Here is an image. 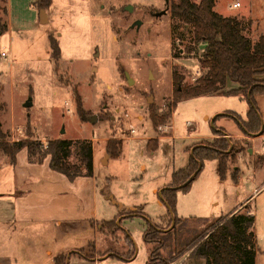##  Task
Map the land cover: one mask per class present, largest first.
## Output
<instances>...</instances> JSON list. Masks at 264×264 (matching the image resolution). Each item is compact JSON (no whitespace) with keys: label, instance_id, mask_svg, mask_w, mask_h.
Returning a JSON list of instances; mask_svg holds the SVG:
<instances>
[{"label":"rangeland","instance_id":"1","mask_svg":"<svg viewBox=\"0 0 264 264\" xmlns=\"http://www.w3.org/2000/svg\"><path fill=\"white\" fill-rule=\"evenodd\" d=\"M171 1L51 0L44 9L43 21L40 9L37 12L40 21L32 27L25 0H13L11 29L4 31L8 21L7 4L6 0H0V122L7 133L5 141L13 143L30 136L46 147L51 139L69 138L75 142L96 138L93 142L95 174L104 192L121 190L122 185L130 193L135 189L148 190L149 197L153 198L149 206L154 202L157 205V196L151 193L154 180L167 173V182L171 181L167 164L170 162L171 168L173 156L174 159L189 156L185 151L188 140L185 142L179 137L161 140L160 149L152 154L146 150V138L153 130L171 135L159 127L170 126L168 120L174 108L172 66L177 64L184 68L187 84H193L201 75V71L197 72L200 65L196 57L174 58ZM236 2L240 3L239 7H233ZM214 10L243 20L246 34L253 41L264 35V0H217ZM162 11L166 13L156 15ZM138 20L142 21L141 26H133ZM50 39L56 46L54 52ZM2 51L10 54L11 62L1 56ZM127 75L132 79L130 83ZM230 87L237 85L232 83ZM29 100L31 105L25 106ZM78 106L84 111L83 116L77 113ZM216 108L232 110L245 118L248 103L223 92L181 101L173 111V135L203 133L207 125L203 113L211 115ZM93 116L96 118L91 121ZM154 116L159 120L156 123L152 121ZM228 118L225 119L230 121ZM17 128L23 130L24 135H19ZM131 128H135L136 133L128 138ZM112 135L122 140L124 147L122 155L106 165L102 160L106 157L103 139ZM261 148L260 156L255 159L260 163L261 158L262 163L255 176V160L250 153L246 152L241 160L243 173L238 187L231 176L221 185L216 162H204L192 189L179 194V203L188 217L183 225L177 226L176 247L184 244L188 232L194 230L192 236H197L219 218L228 216L230 207L235 204L239 207L246 194L258 187L251 199L252 209L244 206L241 212L251 211L254 216L256 264H264V145ZM0 154H4L1 149ZM75 160L72 153L70 161ZM143 164L147 165L145 172L141 168ZM108 173H116L120 178L127 173L134 174L137 179L129 183L122 179L111 186L105 182ZM211 212H217L216 219L196 220L199 215ZM145 227L143 219L125 218L114 236L100 235L98 246L103 255L100 264H146L151 245L144 241ZM128 236L131 245L126 241ZM164 238L165 248L154 254L151 264H163L174 256L173 234ZM105 247L114 249L115 255L108 256L103 251ZM65 253L67 264H94L77 254L70 255V251Z\"/></svg>","mask_w":264,"mask_h":264},{"label":"crops","instance_id":"2","mask_svg":"<svg viewBox=\"0 0 264 264\" xmlns=\"http://www.w3.org/2000/svg\"><path fill=\"white\" fill-rule=\"evenodd\" d=\"M35 1L25 0V5L31 16L32 27L40 21V17L37 16L40 8L35 4ZM6 4L5 16L8 21L4 24V31H9L11 29L14 3L13 0H6ZM238 97L240 100H246L240 96ZM254 100L262 126V130L258 133L248 132L243 125V122L247 120L249 111V103L246 100L248 109L244 110L245 118L232 110L216 108L211 115L203 113L204 120L207 122V125L203 128V133L191 134L187 132L176 137L173 135V130H175L173 111L176 110L180 102L174 106L168 120L172 128L164 131V133L171 132V135L165 136L162 132L158 134V130H153L154 133L146 138V150L155 154L160 149L161 140H175L179 137L185 142L188 140L185 151L189 156L183 155L182 159H174L173 156V159H170L171 168L170 162L167 164L170 182H167V173L164 177L154 180L151 193L157 196V205L154 202V205L149 206L148 202L153 198L149 197L148 190L135 189L130 193L122 185L121 190L112 189L109 193L104 192L95 174L97 163L93 142L96 141V138L93 137L86 138L91 141L93 147L92 176L82 175L69 179L65 174L50 167V156L44 157L40 163L31 162L26 148L18 151L14 160L8 155L0 154V264H55V258L62 255L66 256L65 252L67 251H70V255L84 251L90 255V258L87 259L94 261V264H100L101 259H103L98 246L100 235L114 236L117 231L116 229L114 233H107L102 230V222L116 218L118 219L117 223H121L125 218L143 219L146 222L145 230L148 222L151 221L154 225L162 226L161 229L164 227V235L168 236L169 232L172 231L174 221L168 227L172 217L162 191L171 184L173 172L187 166L196 145L202 141H213L216 138H224L230 143V159L227 161L223 176L220 175V162L218 159L206 160L216 162L217 175L221 185L227 182L230 176L236 182L237 187L240 185V174L243 173L240 162L244 160L246 152H249V156L251 155V158L255 160L253 176L256 175L262 159L260 158V163H257L258 159L255 158L260 156L261 146L264 145V93L255 95ZM225 118L230 119V121ZM186 124L191 125L189 121ZM159 128V130L163 129L161 126ZM130 136L132 135L129 134L128 138H131ZM113 138L115 137L112 135L103 139L106 157L102 160L103 162L105 160L104 164L106 165L109 164L111 159L119 158L122 155L121 153L119 157H114L107 152L106 143ZM68 140L71 139L68 138ZM232 143H235V145H232ZM235 156L236 160L234 161ZM176 161L178 162L177 165L175 164ZM204 164L197 178L201 175ZM146 167V164L141 165L144 172L147 170ZM122 179H127L129 183L134 182L137 177L134 174L127 173L125 177L120 178L116 173H108L105 182L113 186L116 181H122ZM192 185L190 189H192ZM257 192L258 187H254L252 193L246 194L243 203L239 207L238 204H235V206L229 208L227 213L231 215L241 212L244 206L248 210L252 209L251 199ZM180 193L182 192L179 191L177 194L176 213L177 217L182 220L180 224L183 225L188 214L184 212L181 203H179ZM132 212L138 214L129 216V213ZM216 215H218L217 212H211L207 215H199L196 220H199L198 222H205L209 219L214 220L217 218ZM194 233V230L190 231V234L188 232L184 239L187 240V238L195 235ZM126 241L131 245V239ZM104 250L108 256L115 255L116 252L112 248L105 247ZM182 250L183 244H180L179 247H176L175 244L174 256L170 257L167 261L168 264H205L204 259L189 256L192 249L183 250L182 253L177 254ZM80 257L86 258L84 256Z\"/></svg>","mask_w":264,"mask_h":264},{"label":"trees","instance_id":"3","mask_svg":"<svg viewBox=\"0 0 264 264\" xmlns=\"http://www.w3.org/2000/svg\"><path fill=\"white\" fill-rule=\"evenodd\" d=\"M216 2L217 0L171 1L174 58L194 56L198 59L201 70V75L195 82L187 84L184 68L177 64L172 66L173 103L175 106L183 100L219 92L240 96L249 103L247 120L243 125L248 132L258 133L262 126L254 97L264 93V35L253 41L246 34V23L237 17L223 16L216 12ZM50 3L51 0L35 1L40 9L47 8ZM50 47L52 52L56 50L51 39ZM232 83L237 87L231 88ZM77 113L80 116L85 114L79 106ZM152 121L156 123L159 120L154 116ZM6 136L7 133L2 130L0 122V149L12 160L18 151L26 148L31 162L40 163L44 157L50 156V167L65 174L69 179L93 174V147L89 140L73 142L61 138L51 139L44 147L42 142L30 136L13 143L5 141ZM204 142L194 147L187 166L174 171L171 184L162 191L172 217L168 227L174 221L168 236L173 234L175 241L177 226L182 222L176 213L178 192L190 190L206 160H219L221 176L226 169L230 143L224 138H216L210 144ZM122 147V140L113 138L106 143L107 152L114 157L120 156ZM72 153L75 154V162L70 161ZM136 214L138 213L132 212L129 216ZM117 220L116 218L102 222V230L114 233L120 224ZM214 224L197 236L184 239L183 250L192 249L189 256L202 258L205 264H256V236L253 231L254 216L251 212H237L221 217ZM164 236L159 225L148 222L143 234L144 241L151 245L146 264H151L154 254L164 248ZM129 239L130 236L127 237V240ZM77 254L90 258L84 251ZM66 261L64 255L55 258V264H67ZM163 264L168 262L163 261Z\"/></svg>","mask_w":264,"mask_h":264},{"label":"built area","instance_id":"4","mask_svg":"<svg viewBox=\"0 0 264 264\" xmlns=\"http://www.w3.org/2000/svg\"><path fill=\"white\" fill-rule=\"evenodd\" d=\"M240 6V3L239 2H236V3H234L233 4V7H239ZM1 56H3V57H5L6 59H8L9 61H11V57H10V54L9 53H7V52H5V51H2L1 52ZM200 69H198L197 70V72L198 73H200ZM196 79V78H195ZM161 128H163V130H169L170 128H172L171 126H161ZM17 132H18V134L20 135H24V132H23V130H21V129H18L17 128V130H16ZM136 133V129L135 128H131L130 130H129V134L130 135H133V134H135ZM15 141H19L18 139H16Z\"/></svg>","mask_w":264,"mask_h":264},{"label":"water","instance_id":"5","mask_svg":"<svg viewBox=\"0 0 264 264\" xmlns=\"http://www.w3.org/2000/svg\"><path fill=\"white\" fill-rule=\"evenodd\" d=\"M166 2H168V0H166ZM44 9H41V20L43 21V14H44ZM164 13H166V11H162V12H159V13H156V15L157 16H160V15H162V14H164ZM141 24H142V21H136L135 23H134V25L133 26H136V27H140L141 26ZM128 76V75H127ZM128 80H129V83H130V81H132V79L128 76ZM25 106H29V105H31V101L29 100V101H27L25 104H24ZM96 118V116H93V118L91 119V121H94V119Z\"/></svg>","mask_w":264,"mask_h":264}]
</instances>
